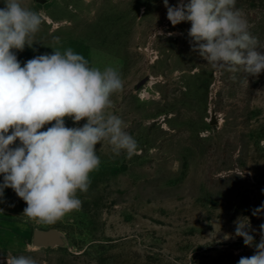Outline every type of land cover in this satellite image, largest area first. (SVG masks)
Here are the masks:
<instances>
[{
  "label": "rangeland",
  "instance_id": "obj_1",
  "mask_svg": "<svg viewBox=\"0 0 264 264\" xmlns=\"http://www.w3.org/2000/svg\"><path fill=\"white\" fill-rule=\"evenodd\" d=\"M18 2L43 21L31 47L12 50L21 66L71 48L89 67L118 70L123 88L107 111L138 148L129 159L97 144L100 166L88 191H77L82 207L56 223L28 219L26 203L6 188L0 264L7 255L37 264H238L252 256L255 247L234 236V221L248 217L259 242L264 212L252 213L264 205V72L247 81L242 66L229 72L207 64L188 35L191 23L173 26L163 0ZM236 8L264 44V6L236 0ZM64 119L69 128L87 122ZM49 227L62 230L66 244L34 246L33 231Z\"/></svg>",
  "mask_w": 264,
  "mask_h": 264
},
{
  "label": "clouds",
  "instance_id": "obj_2",
  "mask_svg": "<svg viewBox=\"0 0 264 264\" xmlns=\"http://www.w3.org/2000/svg\"><path fill=\"white\" fill-rule=\"evenodd\" d=\"M163 5L173 26L191 23L188 35L194 50L213 68L236 72L242 66L246 80L264 72V44L250 33L236 0H178L175 6L163 0ZM42 22L41 13L18 0H5L0 8V198L11 188L27 205L24 216L52 224L82 207L77 191H88L90 173L100 166L97 144L106 141L114 154L123 150L129 159L138 146L124 131V121L107 111L113 107L112 94L123 88L118 70L89 67L71 48H52V54L35 56L21 66L12 50L31 47ZM54 43L59 45L60 38ZM65 117L87 122L69 128ZM47 124L52 126L42 131ZM17 140L19 145L12 147ZM261 212L264 205L252 215ZM234 224V236L255 247V253L241 257L238 264H264V224L258 243L248 217H238ZM5 264L37 262L30 256L7 255Z\"/></svg>",
  "mask_w": 264,
  "mask_h": 264
},
{
  "label": "water",
  "instance_id": "obj_3",
  "mask_svg": "<svg viewBox=\"0 0 264 264\" xmlns=\"http://www.w3.org/2000/svg\"><path fill=\"white\" fill-rule=\"evenodd\" d=\"M45 3L47 0H38ZM216 121H212L215 123ZM33 245L37 247H56L66 244V237L62 230L57 227L38 228L33 231Z\"/></svg>",
  "mask_w": 264,
  "mask_h": 264
},
{
  "label": "trees",
  "instance_id": "obj_4",
  "mask_svg": "<svg viewBox=\"0 0 264 264\" xmlns=\"http://www.w3.org/2000/svg\"><path fill=\"white\" fill-rule=\"evenodd\" d=\"M250 2H252L253 4H255V6L258 4L263 5L264 6V0H250Z\"/></svg>",
  "mask_w": 264,
  "mask_h": 264
}]
</instances>
